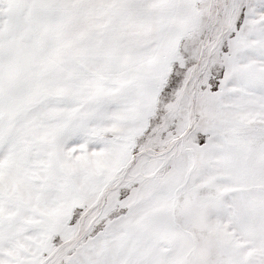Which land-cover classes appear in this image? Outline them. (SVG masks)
<instances>
[{
  "label": "snow or ice",
  "instance_id": "snow-or-ice-1",
  "mask_svg": "<svg viewBox=\"0 0 264 264\" xmlns=\"http://www.w3.org/2000/svg\"><path fill=\"white\" fill-rule=\"evenodd\" d=\"M0 264H264V0H0Z\"/></svg>",
  "mask_w": 264,
  "mask_h": 264
}]
</instances>
